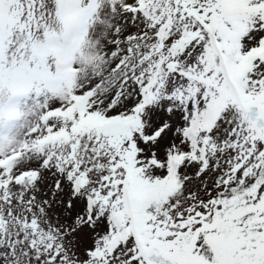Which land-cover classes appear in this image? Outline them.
<instances>
[{
    "label": "snow or ice",
    "instance_id": "snow-or-ice-1",
    "mask_svg": "<svg viewBox=\"0 0 264 264\" xmlns=\"http://www.w3.org/2000/svg\"><path fill=\"white\" fill-rule=\"evenodd\" d=\"M0 264H264V0H0Z\"/></svg>",
    "mask_w": 264,
    "mask_h": 264
}]
</instances>
